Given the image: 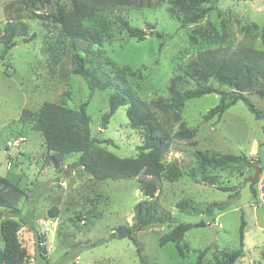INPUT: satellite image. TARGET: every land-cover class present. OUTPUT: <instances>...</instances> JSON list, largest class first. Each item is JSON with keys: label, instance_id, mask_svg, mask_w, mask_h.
Listing matches in <instances>:
<instances>
[{"label": "rangeland", "instance_id": "374dc122", "mask_svg": "<svg viewBox=\"0 0 264 264\" xmlns=\"http://www.w3.org/2000/svg\"><path fill=\"white\" fill-rule=\"evenodd\" d=\"M169 1H152L144 7L109 4L100 10L101 18L108 22L106 40L100 48L119 65L135 71L131 80L145 102L152 105L160 98L169 100L188 88H197L199 82L215 88L212 93L187 100L180 121L174 120V111L166 114L155 109L171 134L183 121L195 130V136L191 140L175 137L164 158L165 163H178L183 171L175 181L161 180L155 194L171 212L172 220L138 227L131 240L111 234L119 225L134 224L135 205L146 198L139 179L96 180L75 164L78 154L66 156L56 168L47 157L45 138L36 120L45 101L74 108L88 102L92 137L112 139V143L101 145L121 157L138 154L142 133L130 126L127 106H121L103 127L112 90L91 91L86 80L73 72V54L76 48L85 54L83 43L78 42L75 48L59 24L32 18V9L26 5L29 0H0V36L6 22L19 17L29 32L26 37H17L6 57L0 58V174L25 192L17 205L25 215L20 238L28 250L27 264H196L200 254V264H264V169L258 180L245 182L255 173L253 165L264 164V120L257 119L242 100L230 105L221 117L205 120L203 115L223 94L227 102L233 99V89L212 77L192 79L180 70L207 48L237 50L247 46L264 50V11L255 9L257 0H212L206 4L211 11L202 20L181 25L170 12ZM57 4L69 9L71 1L50 0L36 8L53 14ZM119 16L147 32L154 26L165 33L164 46L160 47L155 33L143 39L130 37ZM248 23L258 25L254 35L243 31ZM85 27L102 30L99 20H88ZM208 29L214 37L207 35ZM2 49L0 42V52ZM246 94L264 111V78ZM21 136L25 141L20 146L8 145L12 138ZM198 150L242 155L248 163L208 167L206 173L217 179L211 184L203 180ZM236 192L239 195L224 210L216 206L208 210L211 204L230 200ZM181 202L187 205L179 207ZM9 216L11 212L0 206V246L1 221ZM242 218L245 239L241 246ZM201 221L206 225L195 226ZM179 223L191 225L181 243L184 256L179 255L175 243L159 245L160 236ZM99 240L104 241L93 246Z\"/></svg>", "mask_w": 264, "mask_h": 264}, {"label": "trees", "instance_id": "16d2710c", "mask_svg": "<svg viewBox=\"0 0 264 264\" xmlns=\"http://www.w3.org/2000/svg\"><path fill=\"white\" fill-rule=\"evenodd\" d=\"M49 1L29 0L26 5L32 9V18L52 20L59 24L62 33L72 40L75 48L78 42L84 44L82 50L85 54L80 53L77 48L73 54V72L86 80L91 91L107 88L112 90L109 95V108L102 117L103 127L108 125L111 117L121 106H127L129 124L132 128L140 130L143 143L138 146V154L130 157H121L102 146V143H112L113 140L109 138L97 140L92 137V118L87 111L88 102L74 108L67 106L66 103L45 101L38 111L37 129L45 138L47 157L56 168L60 167L66 156L78 154L75 164L81 166L96 180L133 179L136 177L139 179L140 188L146 198L141 199L135 205L134 224L119 225L114 228L111 234L112 237L118 236L133 240L135 227L142 229L152 224L166 223L172 220L171 212L155 199V194L161 180L175 181L181 177L183 171L178 163H165L164 158L175 137L191 140L195 136V130L188 127L183 121L180 123V128L171 134L167 124L159 118L155 109L166 114L174 111V120L180 121L187 100L212 93L215 88L199 82L197 88H188L182 94L169 100L163 98L154 100L151 105L141 98L131 80L135 71L130 66L119 65L100 48L106 40L104 31L108 24L107 20L100 16L103 6L136 4L138 7H144L151 5L152 1L163 0H70L69 9L57 4L53 14L37 11L38 4L44 5V2ZM211 1L170 0V12L181 20V25L197 23L211 11V7L206 6ZM118 19L130 37L143 39L147 35L155 33L161 40L160 47L164 46V39L167 35L155 30L154 26H150V31L147 32L143 28L133 26L122 16H119ZM88 20H99L102 30L87 29L85 22ZM213 29L215 28L213 27ZM242 29L246 35H254L258 30V25L248 23ZM28 33V25L22 18L10 19L6 22L4 32L0 36V42L3 44L0 58L6 57L16 44L17 37H26ZM207 35L214 37L215 33H211L208 29ZM262 39L264 40V28L262 29ZM214 41H216L215 38ZM94 45L99 48H93ZM180 70L192 79L202 81L212 77L220 84L233 89V99L227 102V95L223 94L220 102L203 115L205 120L221 117L226 109L237 100L244 101L257 119L264 120V111L246 94L252 90L259 79L264 78V50L247 46L237 50L222 46L207 48L200 50L196 58L186 66H181ZM196 157L203 172V180L211 184H216L217 179L206 173L208 167L248 163L245 156L232 153L198 150ZM251 191L255 193L253 187H251ZM236 195H239V192L231 194L230 200L211 204L208 210L212 211L213 206L224 210L231 205V199ZM23 196H25V192L18 183L12 182L0 174V206L11 212V216L3 218L1 221L3 245L0 246V262L6 264H27L28 261V250L20 238L21 222L24 221L25 215L17 205ZM186 205L184 202L179 203V207ZM53 215L55 216L56 212ZM190 227L191 225L187 223L175 225L160 236L159 245L163 247L168 243H175L179 255L184 256L181 243ZM31 229H35V227L31 225ZM244 239L245 220L242 218L241 246L244 244ZM103 241L94 242L93 246ZM201 256L202 254L199 255L196 264L201 263Z\"/></svg>", "mask_w": 264, "mask_h": 264}, {"label": "water", "instance_id": "95a60500", "mask_svg": "<svg viewBox=\"0 0 264 264\" xmlns=\"http://www.w3.org/2000/svg\"><path fill=\"white\" fill-rule=\"evenodd\" d=\"M261 148H262V150H263V152H264V133H263V136H262V138H261ZM253 167H254V169H255V173H254V175L247 176V177L245 178V182L253 183V182H255L256 180H258L260 174L263 172L264 164H263V166H261V165H259V164H255V165H253ZM205 225H206V222L201 221V222L197 223L195 226H197V227H201V226H205ZM136 228H138V227H135V229H136Z\"/></svg>", "mask_w": 264, "mask_h": 264}, {"label": "built area", "instance_id": "2783aa9c", "mask_svg": "<svg viewBox=\"0 0 264 264\" xmlns=\"http://www.w3.org/2000/svg\"><path fill=\"white\" fill-rule=\"evenodd\" d=\"M25 141L24 137H18V138H12L8 145L12 146V145H16V146H20L23 142ZM0 264H6L5 262H0Z\"/></svg>", "mask_w": 264, "mask_h": 264}, {"label": "crops", "instance_id": "0c3cea01", "mask_svg": "<svg viewBox=\"0 0 264 264\" xmlns=\"http://www.w3.org/2000/svg\"><path fill=\"white\" fill-rule=\"evenodd\" d=\"M255 9H262L264 11V0H257V2H255Z\"/></svg>", "mask_w": 264, "mask_h": 264}]
</instances>
